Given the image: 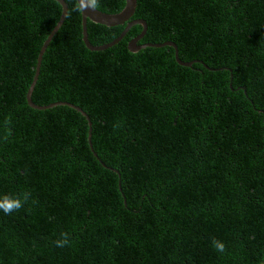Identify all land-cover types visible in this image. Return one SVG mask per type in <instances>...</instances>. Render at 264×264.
<instances>
[{"label":"trees","instance_id":"trees-1","mask_svg":"<svg viewBox=\"0 0 264 264\" xmlns=\"http://www.w3.org/2000/svg\"><path fill=\"white\" fill-rule=\"evenodd\" d=\"M65 2L32 100L83 109L93 148L81 113L27 102L62 6L0 0V197L32 194L0 211V264H264V0H138L139 45L175 43L191 68L169 46L130 52L140 25L89 51ZM124 28L88 21V37Z\"/></svg>","mask_w":264,"mask_h":264},{"label":"water","instance_id":"water-1","mask_svg":"<svg viewBox=\"0 0 264 264\" xmlns=\"http://www.w3.org/2000/svg\"><path fill=\"white\" fill-rule=\"evenodd\" d=\"M55 1L58 2L62 6L63 13H62L61 19L58 22L57 26L51 32V34L48 36L47 40L44 42V44L41 48V51H40V54L38 57L36 72H35V75L33 78V83L31 84L29 91L27 93V102H28V105L32 109H35L38 111H45V110H49V109H52V108H55L58 106H67V107H70V108L78 111L79 113H81L89 122V126H90L89 141H90L91 148H93L92 122H91V119L88 116V114L86 112H84L83 109H81L80 107L75 106L71 103H68V102H57V103L50 104L47 106H39V105H36L32 100V95H33L34 89L36 87V84H37L39 76H40L41 65L43 62L44 54H45L48 46L52 42L53 38L56 36L58 31L61 29L62 25L64 24L66 17H67V13H68V5L65 2V0H55ZM125 1H126V5H125L124 9L117 14L104 13L98 9L95 11L81 12L82 13L83 42L89 51L101 52V51H105V50H108V49L114 47L115 45L119 44L122 40H124V38L127 36L129 31L134 26L140 25L143 27L141 34L139 36H137L136 38H134L132 41H130L128 44V49L130 52L137 53L140 50L146 49L148 47L161 48V47L169 46L175 50V59L179 65H181L183 67L191 68L193 66V64L199 62V61H193V62L182 61L179 57V50H178V47L176 46L175 43L167 42L164 44H157V45H152V44L139 45V42L145 37V35L147 33L148 25H147V22L145 20H142V19H135L134 20L133 19L134 15L136 13L138 0H125ZM88 21H91L92 23L99 24L102 26H106L109 28L119 27V26H125V28H124L123 32L120 34V36L118 38H116L114 41L110 42L109 44L103 45V46H94L91 44L89 37H88Z\"/></svg>","mask_w":264,"mask_h":264},{"label":"clouds","instance_id":"clouds-1","mask_svg":"<svg viewBox=\"0 0 264 264\" xmlns=\"http://www.w3.org/2000/svg\"><path fill=\"white\" fill-rule=\"evenodd\" d=\"M100 0H75L73 11L80 13L86 11H95L100 7ZM10 123V121H6ZM32 194L30 192H21L18 195H3L0 197V211L5 215H12L14 212H19L24 208L25 204L29 203ZM32 203H36L32 200ZM54 245L58 248L70 246L71 238L67 232L60 233V238L53 241ZM212 246L218 253L227 251L226 245L220 240L213 239Z\"/></svg>","mask_w":264,"mask_h":264}]
</instances>
